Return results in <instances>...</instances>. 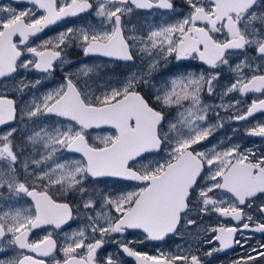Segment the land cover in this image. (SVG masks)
<instances>
[{"label":"snow or ice","instance_id":"snow-or-ice-1","mask_svg":"<svg viewBox=\"0 0 264 264\" xmlns=\"http://www.w3.org/2000/svg\"><path fill=\"white\" fill-rule=\"evenodd\" d=\"M77 48L103 65H77ZM120 63L122 77L101 75ZM256 113L264 0L0 5V264H214L237 246L230 264H264V242L247 234H264V148L205 144L226 122L264 139ZM46 226L59 238L30 239ZM135 230L155 254L128 238Z\"/></svg>","mask_w":264,"mask_h":264},{"label":"flooded vegetation","instance_id":"flooded-vegetation-1","mask_svg":"<svg viewBox=\"0 0 264 264\" xmlns=\"http://www.w3.org/2000/svg\"><path fill=\"white\" fill-rule=\"evenodd\" d=\"M0 5H11V6H16V0H0ZM26 6H30L27 4H22L21 8L26 7ZM142 16H146L147 19H152V17L150 18L149 16H147L146 13H141ZM159 15V14H157ZM91 18L88 17L87 15H85L83 18L81 17H76V18H69L68 21H61L60 23H58L57 25H53L51 26L49 29H46L44 33L40 34L41 39L44 38H49V37H54L55 35L58 34L59 31H62L65 27L68 26H79L80 24H83L85 22V20H90ZM39 42V41H37ZM70 54L72 57V60L79 65V63L81 61H85V62H98L103 64V59L104 58H100L99 61H97V58L95 57H84L81 53L80 50L77 49H72L70 50ZM175 63V62H173ZM189 63H193V64H199V62H189ZM111 66H113L114 69L116 67H126L124 64L120 63V64H109ZM171 67V65H170ZM189 71H202L203 68H189ZM35 75V74H33ZM60 79H62L61 76H57L56 80L59 81ZM49 84H51V81L48 82ZM252 98H255L254 96H250L248 98H245V102L246 103H250V100ZM223 115V114H222ZM249 121L251 123H257V122H264V113H256L254 117H250ZM250 126V124H245V122H237V123H231V122H226L224 125V128L226 131L225 133H228L230 136H232V141L239 143L242 147H247V148H254V149H258V148H264V139L259 138V137H247L243 134V130L244 128ZM231 128V131H228L227 128ZM239 129V131L236 132L235 135H233V129ZM221 131V130H220ZM217 132L216 134L220 133ZM215 219V218H214ZM229 223H236L235 221H230ZM79 224L82 226L83 221H80ZM77 227V224H73V229H75ZM48 231H52L54 237L59 238V236L61 235V233L58 230H53L51 228V226H46L45 228H40V229H35L33 230L30 239L35 238V239H39L41 238L43 235L47 234ZM248 235H251V243L255 244L257 241L260 242H264V234H260V233H255V234H251V233H247ZM128 238L130 240L136 241L135 246L138 249H142L144 251L149 252L150 254H155L157 251V247L155 242H144V243H139V240L142 239L141 234L139 231H132L130 233L127 234ZM183 242H181L182 244ZM163 249L168 250V251H175L176 250V243L175 240L173 239H169L167 243L162 245ZM105 248L108 249L109 254L116 251V245L113 244H106ZM243 250L239 248V246H237L234 249H229L226 252L223 253H219L216 256H214L213 258H211L214 262V264H230V261L237 258V256H239L240 254H242ZM104 249H101L100 251V255H104ZM126 259V264H130L131 262V258H125Z\"/></svg>","mask_w":264,"mask_h":264},{"label":"rangeland","instance_id":"rangeland-1","mask_svg":"<svg viewBox=\"0 0 264 264\" xmlns=\"http://www.w3.org/2000/svg\"><path fill=\"white\" fill-rule=\"evenodd\" d=\"M149 17L151 18V16H149ZM111 68H113V66H111L109 64L106 65V66H103L101 75H103L104 71L109 72V75L106 76L105 79H116L117 78L116 76L110 75L111 72H115V73H117L118 76L122 77V74L124 72L128 71L127 67H116L114 69H111ZM225 128H227V127H225ZM227 129H228V131H231V128H227ZM225 131H226L225 129H221L219 134H215L214 136H212L210 138V141H205V144H209L210 142L211 143H216L218 140H224L226 137H232L228 133H225Z\"/></svg>","mask_w":264,"mask_h":264},{"label":"water","instance_id":"water-1","mask_svg":"<svg viewBox=\"0 0 264 264\" xmlns=\"http://www.w3.org/2000/svg\"><path fill=\"white\" fill-rule=\"evenodd\" d=\"M136 231V230H135Z\"/></svg>","mask_w":264,"mask_h":264}]
</instances>
